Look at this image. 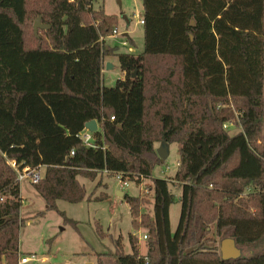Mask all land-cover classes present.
Segmentation results:
<instances>
[{
  "label": "trees",
  "instance_id": "16d2710c",
  "mask_svg": "<svg viewBox=\"0 0 264 264\" xmlns=\"http://www.w3.org/2000/svg\"><path fill=\"white\" fill-rule=\"evenodd\" d=\"M97 1L0 0V264H20L27 220L13 161L45 167L33 185L75 230L57 202L107 198L88 194L79 176L151 180L152 199L124 194L146 253L131 235L132 253L114 239L93 264H264V0H142L138 55L107 44L119 18ZM39 17L49 28L36 35ZM110 56L125 73L115 87L104 84ZM91 120L99 127L89 143L81 134ZM163 140L179 152L174 233L175 193L153 176L166 161ZM216 236L233 238L242 255L223 259Z\"/></svg>",
  "mask_w": 264,
  "mask_h": 264
},
{
  "label": "rangeland",
  "instance_id": "374dc122",
  "mask_svg": "<svg viewBox=\"0 0 264 264\" xmlns=\"http://www.w3.org/2000/svg\"><path fill=\"white\" fill-rule=\"evenodd\" d=\"M100 4L103 5L107 13L117 15L119 18L118 33L106 38L107 44L118 46L122 52L136 55L142 53L145 47L144 28L140 23L143 15L142 0H98L94 6L99 7ZM128 38L134 40V45L128 41ZM106 61L112 63L115 69L114 73L105 72L104 84L107 87H115L117 80L123 78L118 58L110 56L106 58ZM113 74L115 78H112ZM226 126L232 134L239 130L235 125L226 124ZM159 145L160 143L157 148ZM178 161V144L172 143L165 164L158 166L153 174L154 177L169 179L171 189L175 193V201L170 207V223L173 233L176 231L181 217L179 201L181 192L178 183L174 180ZM43 168L45 169V167ZM44 169H42L43 174H45ZM78 179L86 187L88 194L94 191L95 196L105 193L107 198L84 200L80 203H71L65 200L57 202L59 210L78 223L77 230L71 224L65 223L57 211L47 210L45 201L32 183L21 181L23 196L21 215L27 220L20 232V252L21 258L27 257L30 261L21 263L20 258V264H87L93 260L96 262L98 253L114 250L113 240L118 238L122 240L124 252L130 254L133 252L131 235L137 238L141 253H146V242L143 240L145 231L133 228L134 217L131 208L124 196L119 195V192L133 196L139 194L143 198L152 199L151 191L147 192L151 180L145 179L141 184L127 180L128 184L123 186L117 174L107 172L99 174L95 180L82 176H79ZM100 179H102L101 186L96 188ZM149 209V206L143 204L141 213L146 214L150 212ZM45 210H47L45 215L36 217V214ZM98 225L105 234L104 237L99 235ZM52 238H54L52 243H48V240ZM216 238L219 244L224 239L219 236ZM252 252L255 250L246 249L243 254L249 255ZM105 264L115 263L112 258L105 257Z\"/></svg>",
  "mask_w": 264,
  "mask_h": 264
},
{
  "label": "water",
  "instance_id": "95a60500",
  "mask_svg": "<svg viewBox=\"0 0 264 264\" xmlns=\"http://www.w3.org/2000/svg\"><path fill=\"white\" fill-rule=\"evenodd\" d=\"M193 25V22H192ZM49 26L42 23V17H39L34 22V31L38 35L40 29H48ZM113 68V64L108 62L106 64V69L110 71ZM136 75V72L133 74ZM90 132H95L98 130V122L96 120H91L87 122L85 126ZM157 153L160 158L166 160L170 154V144L163 140L157 148ZM120 196H124L123 192H120ZM221 253L223 259L239 258L242 255V250L237 247L236 242L233 238H225L221 242Z\"/></svg>",
  "mask_w": 264,
  "mask_h": 264
},
{
  "label": "built area",
  "instance_id": "2783aa9c",
  "mask_svg": "<svg viewBox=\"0 0 264 264\" xmlns=\"http://www.w3.org/2000/svg\"><path fill=\"white\" fill-rule=\"evenodd\" d=\"M140 23L143 24L144 23V20H140ZM118 33V30H115L114 31V34H117ZM125 44H128V42H125ZM123 74V78L124 79V75L125 73H122ZM112 119H114V117H112ZM90 131L85 128V133H82V137L84 138V140L86 142H91L92 141V137L89 133ZM74 154V152H73ZM12 166L17 170V173H18V178L21 181H29L30 183L34 184V183H38L42 177H43V172H42V166H39V167H36V168H30V167H25L23 169H20L19 166L17 165V163L15 161H13L12 163ZM118 175V177L120 178L121 182H122V185L123 186H126L128 184L126 178H124L123 174L121 173H116ZM150 189L147 188V192H149ZM147 236H143V239H146ZM33 258H35V256H32ZM27 261H29V259L27 257H23L21 258V263H26Z\"/></svg>",
  "mask_w": 264,
  "mask_h": 264
},
{
  "label": "crops",
  "instance_id": "0c3cea01",
  "mask_svg": "<svg viewBox=\"0 0 264 264\" xmlns=\"http://www.w3.org/2000/svg\"><path fill=\"white\" fill-rule=\"evenodd\" d=\"M105 62H106V64H107V62L108 61H106L105 60ZM114 69H115V66L113 65V68L109 71V72H111V73H114ZM108 70H103V74L105 75V72H107ZM112 78H115V75L113 74L112 75ZM42 169H44V168H42ZM45 170V169H44ZM121 192V191H120ZM120 192H119V194H120ZM21 194H22V190H21ZM125 194V193H124ZM23 197V196H22ZM22 208H23V206H22ZM22 257V256H21ZM44 260H46V258H44ZM30 261V260H29ZM29 261H27L26 263H28ZM95 261L93 260V261H90L89 263H87V264H93Z\"/></svg>",
  "mask_w": 264,
  "mask_h": 264
}]
</instances>
